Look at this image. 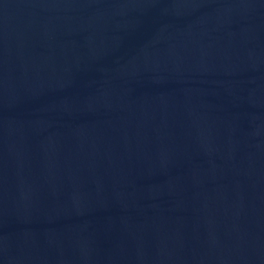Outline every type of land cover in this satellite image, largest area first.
<instances>
[{
    "label": "water",
    "instance_id": "95a60500",
    "mask_svg": "<svg viewBox=\"0 0 264 264\" xmlns=\"http://www.w3.org/2000/svg\"><path fill=\"white\" fill-rule=\"evenodd\" d=\"M0 264H264V0H0Z\"/></svg>",
    "mask_w": 264,
    "mask_h": 264
}]
</instances>
